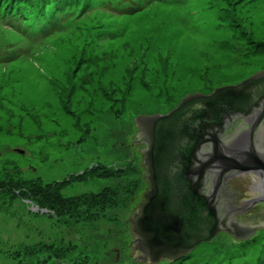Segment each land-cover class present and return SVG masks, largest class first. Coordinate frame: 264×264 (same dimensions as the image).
I'll list each match as a JSON object with an SVG mask.
<instances>
[{
    "label": "rangeland",
    "instance_id": "374dc122",
    "mask_svg": "<svg viewBox=\"0 0 264 264\" xmlns=\"http://www.w3.org/2000/svg\"><path fill=\"white\" fill-rule=\"evenodd\" d=\"M79 1L35 43L0 25V264H148L134 117L264 70V0ZM155 264H264V228Z\"/></svg>",
    "mask_w": 264,
    "mask_h": 264
},
{
    "label": "water",
    "instance_id": "95a60500",
    "mask_svg": "<svg viewBox=\"0 0 264 264\" xmlns=\"http://www.w3.org/2000/svg\"><path fill=\"white\" fill-rule=\"evenodd\" d=\"M133 123L132 144L141 146L147 184L128 219L136 261L177 260L219 231L245 240L264 228L243 227L231 215L219 216L216 208L224 181L242 172L250 173L227 183L235 203L264 202L254 174L264 177V152L256 144L264 130V70L185 94L173 109L139 114ZM241 133L244 142L232 146L231 137ZM254 213L237 217L245 220Z\"/></svg>",
    "mask_w": 264,
    "mask_h": 264
},
{
    "label": "trees",
    "instance_id": "16d2710c",
    "mask_svg": "<svg viewBox=\"0 0 264 264\" xmlns=\"http://www.w3.org/2000/svg\"><path fill=\"white\" fill-rule=\"evenodd\" d=\"M79 0H0V25L8 26L9 29L23 35L30 43H35L33 31L40 30L46 31L41 33L42 37L47 34H52L55 29L51 23H58L59 20L65 18L69 10L76 5ZM137 5L133 0H130L125 10H137ZM15 19L14 21H11ZM40 26V27H39ZM39 28V29H38ZM48 36V35H47ZM1 41V39H0ZM1 49V44H0ZM21 55H25L22 54ZM26 56V55H25ZM24 56V57H25ZM23 58V57H20ZM21 192H27L28 189L33 187L21 186ZM20 192V191H17ZM55 194V190H54ZM187 256V255H186ZM185 256V257H186ZM180 258L179 260L183 259Z\"/></svg>",
    "mask_w": 264,
    "mask_h": 264
},
{
    "label": "flooded vegetation",
    "instance_id": "af4514ba",
    "mask_svg": "<svg viewBox=\"0 0 264 264\" xmlns=\"http://www.w3.org/2000/svg\"><path fill=\"white\" fill-rule=\"evenodd\" d=\"M243 139H245L244 133H241L240 135L231 137L232 146L237 145V141L244 142ZM230 141V140H229ZM257 146L261 148V150L264 152V130L262 129L260 133V137L258 138V141L256 142ZM247 173H235L228 177L226 181H224L223 186L219 189V198H218V206L217 213L219 216H226L231 215V221L238 222V224H241L243 227H253L256 225H263L262 222L264 221V208L259 211H255L253 217H250L245 220L239 219L237 216L239 214H244L248 208H251L255 203L252 202L250 199L247 200L242 206H238V204L235 203V193L231 191V188L229 185H227L228 181H230L232 178H237L241 174H248ZM253 173V172H251ZM258 176V182L256 183V188L263 193L264 192V177H260L257 173H254ZM226 227H229V219H227L224 223ZM228 232V231H225ZM229 233V232H228ZM256 233V232H255ZM230 234V233H229Z\"/></svg>",
    "mask_w": 264,
    "mask_h": 264
}]
</instances>
